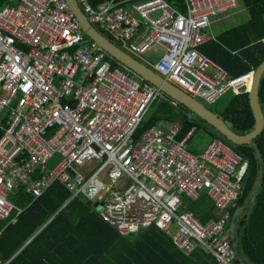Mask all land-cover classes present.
<instances>
[{
    "label": "built area",
    "instance_id": "1",
    "mask_svg": "<svg viewBox=\"0 0 264 264\" xmlns=\"http://www.w3.org/2000/svg\"><path fill=\"white\" fill-rule=\"evenodd\" d=\"M131 1L129 9L123 0H79L102 32L125 43L141 35L132 45L139 54L161 47L156 69L198 99L215 104L230 91L249 92L253 71L232 77L201 51L206 29L238 0H184V10L168 0ZM166 96L113 66L66 0H0V221H7L0 236L26 210L12 193L24 189L37 199L59 182L72 198L93 202L123 236L156 226L186 255L204 248L217 264H235L230 222L244 157L221 138L193 152L198 127L181 137L180 121L138 134ZM203 192L216 207L208 224L184 210L186 198Z\"/></svg>",
    "mask_w": 264,
    "mask_h": 264
},
{
    "label": "trees",
    "instance_id": "2",
    "mask_svg": "<svg viewBox=\"0 0 264 264\" xmlns=\"http://www.w3.org/2000/svg\"><path fill=\"white\" fill-rule=\"evenodd\" d=\"M90 1L97 6L105 0ZM168 1L181 8L185 6L184 0ZM245 2L252 19L201 47L203 53L223 65L232 77L254 71L264 62V0ZM104 33L155 69L146 57L129 50L113 35ZM108 57L113 66L134 74L122 63ZM166 97L168 101L165 102L170 105L172 99ZM260 100L264 110V76L260 86ZM208 107L241 134L251 132L256 126L249 93H229L215 104H208ZM176 109L174 113L153 115L144 120L138 134H144L164 120L180 121L184 126L181 137L197 126L200 142L207 143L214 138H221L244 157L245 169L241 177L243 189L232 207V221L237 219L238 209L245 208L248 202L250 205L238 222V259L235 264H264V131L254 139V144L238 145L229 141L207 121L193 115L182 104ZM2 124L0 139L5 133ZM204 147L193 141L190 149L199 153ZM260 176L261 181L257 187ZM70 196L71 192L59 182L54 183L37 199L24 189L11 195V200L26 206V210L18 222L9 224L0 236V257L8 261V264H217L216 257L202 248L186 255L166 230L156 226L137 235L123 236L101 217L93 202L79 196L66 204ZM184 210L192 213L203 224L217 218L215 203L207 192H203L197 200L186 198ZM6 225L7 221H0V229Z\"/></svg>",
    "mask_w": 264,
    "mask_h": 264
},
{
    "label": "water",
    "instance_id": "3",
    "mask_svg": "<svg viewBox=\"0 0 264 264\" xmlns=\"http://www.w3.org/2000/svg\"><path fill=\"white\" fill-rule=\"evenodd\" d=\"M66 1L69 3L71 10L75 13L81 23L85 34L90 40L95 42L98 47L104 50L110 57L122 63L134 74L160 88L165 95L188 108L193 115H197L207 121L229 141L238 145L254 144V139L264 131V110L260 100V86L264 76V62L254 71L252 85L248 92L251 107L256 118V126L251 132L241 134L235 131L227 121L202 102V100L167 79L160 72L153 69L111 40L104 32L99 30V28L91 22L87 14L84 12L79 0ZM258 156L260 157L259 153ZM260 181L261 176L257 187L259 186ZM95 205L97 206L98 203ZM247 205H249V202Z\"/></svg>",
    "mask_w": 264,
    "mask_h": 264
},
{
    "label": "crops",
    "instance_id": "4",
    "mask_svg": "<svg viewBox=\"0 0 264 264\" xmlns=\"http://www.w3.org/2000/svg\"><path fill=\"white\" fill-rule=\"evenodd\" d=\"M124 1V3H123V5H124V7H126V8H129V9H131L132 7H133V4L135 3V1H131V0H123ZM238 2H239V4H238V8H236L233 12H231V13H229V14H225V15H223V16H221V17H219L218 19H216V20H214V22H213V24L210 26V27H214V29H215V31L213 32V33H210V32H208V29L210 28V27H208L207 29H206V33H207V35L210 37V39L207 41V42H209V41H211V40H214V39H216L219 35H221L222 33H224V32H226V31H228V30H231V29H233V28H235V27H238V26H241V25H243V24H245V23H248L251 19H252V17H251V14H250V11H249V8H248V6H247V4H246V2H245V0H238ZM184 5H185V3H184ZM178 7V6H177ZM180 9H182V10H184L185 9V6H184V8H181V7H179ZM236 17L238 18V19H236ZM238 20H242V22L241 23H239V21ZM140 37H141V35H138L137 37H135L133 40L135 41L134 42V44H136L137 42H139V40H140ZM118 40V39H117ZM132 40V41H133ZM119 41H121V40H119ZM124 45L125 44H127V43H125V42H123V41H121ZM206 42V43H207ZM205 43V44H206ZM204 44V45H205ZM131 50L134 52V53H136V54H138V55H140V56H142V57H146V59H148L150 62H152V64L154 65V67H155V64H156V62L159 60V58H160V56H161V54L163 53V49L161 48V47H155V48H153L151 51H149L147 54H139L138 52H136V51H134V49L132 48V46H131ZM205 54V53H204ZM207 55V54H206ZM208 56V55H207ZM155 57H159L156 61L154 60V58ZM210 57V56H209ZM211 58V57H210ZM213 59V58H212ZM214 60V59H213ZM217 62V61H216ZM148 65V64H147ZM223 66V65H222ZM224 67V66H223ZM225 68V67H224ZM154 69V68H153ZM155 70H157L156 69V67H155ZM158 71V70H157ZM255 71V70H254ZM253 71V72H254ZM159 72V71H158ZM252 72V71H251ZM230 73V72H229ZM251 83V82H250ZM229 93H233V92H228L227 94H229ZM227 94H225V95H227ZM234 94V93H233ZM210 105H212V104H210ZM162 122H169V121H162ZM172 122H170V124H171ZM197 133H198V131H197ZM197 133L195 134V136L197 135ZM195 136H194V138H195ZM192 142H193V140H192ZM208 143L209 142H205V143H203V142H200L198 145H200V146H202V147H204V148H206V146L208 145ZM192 144V143H191ZM196 145H197V143H195ZM54 163V162H53ZM18 192V191H17ZM17 192H14V193H12V195H16L17 194ZM81 197H84V196H81ZM85 198V197H84ZM72 199H74V198H72V195L70 196V198L68 199V201L66 202V204H68L69 203V201H71ZM87 199V198H86ZM250 205V204H249ZM249 205H247L246 204V206H245V208H241V209H238V211H237V215H236V218L237 219H235V220H231V222H230V227H231V239H232V241H233V243H234V245H235V247L237 246V240H236V238H237V227H238V222H239V220L242 218V216L245 214V212L247 211V208H249ZM168 234V233H167ZM169 235V234H168ZM170 236V235H169ZM202 249H204V248H202ZM205 250V249H204ZM205 251H207V250H205ZM208 252V251H207Z\"/></svg>",
    "mask_w": 264,
    "mask_h": 264
},
{
    "label": "rangeland",
    "instance_id": "5",
    "mask_svg": "<svg viewBox=\"0 0 264 264\" xmlns=\"http://www.w3.org/2000/svg\"><path fill=\"white\" fill-rule=\"evenodd\" d=\"M236 19H238L236 17ZM239 23L242 22V20H238ZM215 31L214 27H210L208 29V32L210 33H213ZM134 40L125 44V47H127L129 50H131V46L134 44ZM159 57H155L154 60L156 61ZM138 77V76H136ZM139 78V77H138ZM202 100V99H201ZM202 102H204L207 106H208V103L205 102L204 100H202ZM210 105V104H209ZM173 105H169L167 104V102H165V100L162 98V99H159V100H156L153 104H152V107L150 108L149 112H148V115H147V118L146 119H149L151 118L153 115H160V114H163L164 113H174L177 109V107H174ZM6 114H8V111L6 112ZM5 114V115H6ZM157 126H165V127H169L170 126V122H158L157 123ZM195 143L199 144L200 143V139H199V134L197 133V135L195 136L194 140ZM244 166L245 164H243L242 168H241V173H243V170H244ZM138 233H136L135 235H137Z\"/></svg>",
    "mask_w": 264,
    "mask_h": 264
},
{
    "label": "bare ground",
    "instance_id": "6",
    "mask_svg": "<svg viewBox=\"0 0 264 264\" xmlns=\"http://www.w3.org/2000/svg\"><path fill=\"white\" fill-rule=\"evenodd\" d=\"M252 85V83H250ZM251 85H250V88H251Z\"/></svg>",
    "mask_w": 264,
    "mask_h": 264
}]
</instances>
